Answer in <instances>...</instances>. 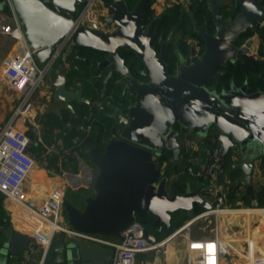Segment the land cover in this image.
Returning a JSON list of instances; mask_svg holds the SVG:
<instances>
[{"label": "water", "instance_id": "obj_1", "mask_svg": "<svg viewBox=\"0 0 264 264\" xmlns=\"http://www.w3.org/2000/svg\"><path fill=\"white\" fill-rule=\"evenodd\" d=\"M7 2L39 66L52 58L57 44L71 33L68 63L60 62L47 72L53 97L65 108L75 112L74 102L93 107L91 98L84 96L81 88H68L69 73L86 59L82 49L104 54L103 60L97 62V68L108 69L104 84L117 73L123 79L120 98L126 99V94L134 96V102L125 109L121 104L109 105L107 117L112 122L113 134L104 141L96 133L87 150L94 172L84 174L83 181L78 179L75 183L81 184L76 192L81 188L88 190L82 197L83 206L75 205L67 196L62 200L65 220L73 230L122 238L121 233L136 224L142 236L155 241L156 236L144 225L148 214L155 216L154 224L169 233L173 212L183 210L192 218L197 206L216 207L217 202L205 200L201 189L193 190L189 183L184 192L176 186L169 190L170 176L164 174L158 158L169 150L172 159L180 163L183 130L189 147H200L198 163L210 153L212 142L221 146L219 165L224 164L229 153L238 157L232 168L242 172L243 195L258 206L253 175L255 161L264 157V89L250 91L248 77L241 86L234 80L229 88L218 90L217 85L224 66L243 61L245 55L252 56L256 36L244 43L242 39L264 23V0H234L239 8L234 17L222 13L224 0H206L214 34L207 30L206 23L197 22L188 7L195 32L205 40V50L200 55L192 53L189 63L181 58L175 74L168 71L170 54L165 43L159 53L152 45L162 14L155 15L147 25L142 24L150 0H138L132 7L128 0L103 2L108 15L102 14L100 19L106 24L105 30L96 24H77L76 17L85 0ZM122 51L139 61L143 66L139 73L146 75L147 81L134 75ZM33 139H37L36 133ZM30 239L27 233L15 230L4 249L11 255H20L30 246ZM112 255L110 247L62 231L52 239L43 262L110 264Z\"/></svg>", "mask_w": 264, "mask_h": 264}, {"label": "built area", "instance_id": "obj_2", "mask_svg": "<svg viewBox=\"0 0 264 264\" xmlns=\"http://www.w3.org/2000/svg\"><path fill=\"white\" fill-rule=\"evenodd\" d=\"M98 3L99 0H85L76 17L78 25L92 27L96 24L98 28L105 30V23L100 19L102 13ZM0 35L8 36L17 45L16 53L7 62L0 79L21 98L9 120L0 128V194L15 203L13 216L31 230V240L42 250V264L52 239L62 231L71 237H80L88 242L112 248L110 264H264V251H256L247 239L253 236L250 235L251 232L245 233L240 240L241 244L238 238H232L236 234L234 227L238 226L239 222H231L227 214L264 207H252L247 205L241 196L237 198L241 193L240 189H237L235 198H230L229 191L234 185L221 181L226 169L219 165L221 146L217 142L212 145L210 153L199 166H196V158L190 155L188 165L179 173L190 174L207 185L214 202L218 205L196 213L161 239L155 235L157 238L155 241L142 236L136 224L126 228L121 233L122 238L73 230L65 220L62 206L66 188L79 185L75 184L77 182L73 171L64 172L65 183L54 185L45 200L38 202L35 198L29 197L25 182L32 170L40 162L47 160L48 155L56 153L62 158L67 151L58 147L54 141L48 145L43 144L42 152L37 154L30 147L32 142L30 135L16 126V120L30 119L36 107L37 93L48 81L46 78L48 70L55 66L58 60L65 59L72 41L70 35L65 36L63 41L57 44L52 58L44 66H39L26 44L13 11L11 18L0 11ZM97 106L102 107L100 101L97 102ZM79 129L85 131L87 135L91 125L79 126ZM84 139L85 136H76L73 140L79 145ZM259 167H262L264 172V159L259 160ZM211 218L214 219V226L209 229L197 231L194 228L199 221H211ZM224 226H227L226 230ZM158 229L161 231L163 227L160 226ZM177 235L183 236V239L179 241ZM171 241L174 247L172 251L167 247ZM10 264H29V258L14 256Z\"/></svg>", "mask_w": 264, "mask_h": 264}, {"label": "crops", "instance_id": "obj_3", "mask_svg": "<svg viewBox=\"0 0 264 264\" xmlns=\"http://www.w3.org/2000/svg\"><path fill=\"white\" fill-rule=\"evenodd\" d=\"M105 1L107 0H99L98 7L100 8L101 13L103 15H108L107 10L104 8V5H103V2ZM156 1L157 3H154L153 7L155 8L157 13H161L162 7L167 6L169 3H172L174 0H155V2ZM180 1L182 2L184 6H187L188 4H190L189 3L190 0H180ZM230 1L231 0H224L223 7H225L226 9H229ZM4 5L5 3L0 5V11H3L11 18L12 9L10 5L8 4L9 10L6 12L4 11L5 9ZM256 45L259 46L260 43L256 42ZM16 50H17V45L13 39L9 38L8 36L0 35V76L2 75L3 69L5 68L7 62H9L13 58L14 54L16 53ZM263 51H264V48H263ZM69 58H70V52L65 57V59L61 61L58 60L55 65H57L60 62L68 63ZM100 68L102 69L99 71L98 76L104 74L108 70L106 67H100ZM98 76L96 78H98ZM46 78L48 79V77ZM96 78L94 77V75H91V78L88 79L89 80L88 82L92 81L91 83L93 84ZM119 81L120 80L118 77L114 83L121 85L120 89L122 92V81L121 82ZM69 82L71 83L70 85L71 87H68V88L74 89V90L81 88L84 96L91 98L92 105L98 108L102 116L105 117L106 121H110L107 117V114L110 111L109 105L120 104V101H119L120 97H118L115 100V97L111 93L110 94L111 96L109 98V100L111 101L108 102L109 100L107 99V101L105 102L104 100L106 96L102 95L103 87H101L100 91L98 90V93H97L98 96L94 100H92L96 94L95 91L94 93L92 92L93 96H87L84 93V89H83L84 87H82V83L78 79L75 78L74 81H71L70 79ZM20 99H21L20 95L17 94L14 90H12L9 86H7L3 80L0 79V128L9 120L12 113L14 112V109L19 104ZM36 99H37L36 107L34 111L32 112L30 119L28 120L26 118H19L16 120V126L18 128H22L30 135L31 140H32L30 147L37 154H40L42 152L43 144L48 145L54 141L56 142L58 147L67 151V153L62 158H59L58 154L56 153H52L48 155L47 160L40 162L32 170L27 181L25 182L28 196L35 198L38 202H41L42 200H45L49 196V193L54 185H59V184L63 185L65 183V177H64L65 171H73L74 178H76V181H78L79 179L78 177L83 176V174H86V175L92 174L94 172V168L87 154V150L89 149L91 144L84 149L85 151L80 152L77 149H74L75 145L77 144H75L73 139L76 136L72 139V143L70 144L66 143L62 138L66 129L70 125H72L76 121V119H78L79 117V114L76 111L75 103H74L75 112H71V110H69L68 108H65L62 102L56 100L53 97V86L50 84L49 80L45 82V85L38 91ZM128 99L130 98L128 97ZM98 101L101 102L102 107L97 106ZM90 125L92 129V125L94 124L91 123ZM35 133L37 135L36 140L33 139V136L35 135ZM105 138L108 139V137H105ZM106 139H103V140H106ZM187 147L189 149H187ZM190 151H194L193 154H191ZM199 152H200L199 146L190 148L188 138L184 140V149L180 156V163L174 161L173 165H174L175 172L169 175L170 176L169 188L173 187L175 184L178 183L179 178H180L179 172L180 170H183L186 167V165H188V158L190 157V155H193L196 158L197 160L196 166H199V164H201L204 161L203 160L201 163H198L199 156H200ZM51 155L53 156L55 155L57 159L54 162V164L49 165L50 164L49 159ZM261 159H264V157ZM237 160H238V157L234 156L233 163L236 162ZM259 160L255 161V169H254V175H253L255 188L256 186L258 187V185L264 182V172L262 171V167H259ZM80 162L83 163L84 165H81ZM166 164L167 163L164 162L161 165V168L163 171L165 169ZM45 165H47V167ZM184 175H188V179L184 182L185 188H186L187 183L190 184L193 190L200 188L201 196L205 200L211 203H214V200L209 192L210 189L207 185L200 182L197 178L193 177L190 174L185 173ZM221 179L223 183H231L230 175L229 173H227V169H226L225 176L223 175ZM77 186H80V185H72L68 187H72L75 190ZM239 189L241 193L237 196V198L241 196V199H243L242 196H246V195H243L245 191V185L242 184ZM0 206L5 211V216H2L3 218L0 217V264H10L14 256L15 258L16 257L29 258V264H42V254H41L42 250L40 246L38 244H35L31 239H30V246L20 255H11L8 251H5L4 247L5 246L7 247V244L9 243L10 238L15 230H21L27 233L30 236V238H31V230L23 226L20 222H18L14 218L13 214L16 209L15 203L1 194H0ZM249 206L254 207L253 204ZM197 208L198 206L196 207V209ZM201 211L196 212V213L198 214ZM232 214L236 218L235 221H238L239 215L241 214L244 215L248 219L253 218L254 216H257L259 218L260 225L254 226L250 231L251 232L250 235L253 234L252 236L253 238L250 236L247 239L250 241V243L253 244L256 251L263 252L264 251V237L262 236H264V209H261V208H255L252 210L244 209V210H239V211H233ZM189 219L190 217H188L181 225H183ZM181 225H179L177 228H179ZM226 227H225V230H226ZM225 230L223 232H225ZM176 237L179 239V241L183 239V236L181 235H177ZM241 239L242 238L237 239L238 242H240ZM172 243L173 241L167 244L168 249L170 247L173 250L174 247Z\"/></svg>", "mask_w": 264, "mask_h": 264}, {"label": "trees", "instance_id": "obj_4", "mask_svg": "<svg viewBox=\"0 0 264 264\" xmlns=\"http://www.w3.org/2000/svg\"><path fill=\"white\" fill-rule=\"evenodd\" d=\"M128 1L130 3V7H132L138 0H128ZM200 1H202V3H204V4L206 2V0H191L190 5H192L191 7L196 10V13L199 17H204L205 19H207L209 17L210 12H208L207 9H205V7L203 6V4ZM153 2H154V0H150L149 6L146 8V13L144 14V21L142 22V24L144 26L147 25L152 20V17L154 15L155 11L152 8ZM4 3H5L4 11L6 12L9 10V5L6 3V0H0V5H2ZM206 5H207V3H206ZM182 13H185V12L181 10L180 6H177V5L171 6L168 9L167 14L164 16L161 24L163 25V24H170L172 22H178L180 20V16ZM185 15H186V13H185ZM210 17H211V15H210ZM210 17H209V19H210ZM256 31L259 35L261 50L263 51V48H264V25L259 26ZM81 54H83L86 59H85V61L78 62V69L71 71L70 79H71V81H74L75 78L78 79L82 83V87H84L83 88L84 93L87 96H93V93L95 91L96 94H95L94 98L92 99V100H94L98 96L97 95L98 90L100 91V88L104 87V85L99 80H95L92 84L91 83L92 81L88 82V79L91 78V75L98 74L99 71L102 69V68H97V62L104 58V54L100 51L90 50V49H82ZM133 66L136 67L137 65L135 63H133ZM261 68H262L261 70L264 72V65ZM226 69L229 70L230 67L226 68ZM244 73H247L250 77V81L253 82L252 88L250 91L255 90L254 88H255L256 83L253 80L256 78V70H255V68L252 69V67L250 68V70H246L245 68L240 69V71H231L230 70L228 72L227 76L224 77V81L227 82L228 78L230 76H233L235 78L236 84L238 85L241 83V80L244 78V76H243ZM114 76H116V77H114L111 81V84H110L111 89L107 90L106 95L108 93L109 94L112 93V95L115 97V100H116L119 97L121 85L114 83L115 80L117 79V77L120 75L115 73ZM90 85H92V86H90ZM82 105L86 106V107L88 106L86 104H82ZM76 111L79 114L78 119H76V121L66 129L62 138L66 143L70 144V143H72V139L75 136H81V137L85 136L84 142L82 144L75 145V147H74V149H77L78 151L83 152V151H85L84 149L92 143L96 133H100L102 138H103V135L105 134V121H106V119H105V117L102 116L101 113H98V112L96 113L94 107L89 112H87V111H84L82 109H78L77 105H76ZM84 116H86V117H84ZM91 123L94 125H92L91 132H89L87 135H86L85 131H82L79 129V126H88ZM56 159H57V157L55 155L54 156L51 155L50 159H49V161H50L49 165L54 164ZM158 162H159L160 166L164 162L167 163L165 166V169H164V174L166 176H169L171 173L175 172L174 165H173L174 160L172 159L171 151H169V150L164 151L162 156L160 158H158ZM232 165H233V157H232V153H229L224 160L223 166H225L226 169H229V175H230V181H231L230 184H231V186L234 185L231 188V190L229 191L230 198H235L236 197L235 194H236L237 189H239L243 183L240 179L241 175H242L241 170H239L237 168H232ZM45 166L47 167V165H45ZM179 177L180 178H179L178 183L175 184L174 186H176L177 190L184 192V190H185L184 182L188 179V175L180 174ZM83 190L81 188L79 191L76 192L77 197H76V200H74V202L70 199L75 205L80 206V204L82 203V197L87 193V191L85 192ZM255 193H256V197H257V201H258V206L264 207V182L261 183L260 185H258V187L256 186ZM242 197H243L244 201L246 202V204H248V205L252 204L250 197H248V196H242ZM0 215H1L0 216L1 218H3L2 216H5V211L3 210V208L1 206H0ZM6 226H7V224H6ZM161 231H164V229H162Z\"/></svg>", "mask_w": 264, "mask_h": 264}, {"label": "flooded vegetation", "instance_id": "obj_5", "mask_svg": "<svg viewBox=\"0 0 264 264\" xmlns=\"http://www.w3.org/2000/svg\"><path fill=\"white\" fill-rule=\"evenodd\" d=\"M190 2H191V0H190ZM200 2L202 3V1H200ZM154 3H157V1L155 2V0H154V2L152 3V8L155 11L153 17L155 15H160V14H162V17L159 19V21L156 25L155 39L152 42V45L156 48L157 53H159L163 49V46L166 45L165 47L170 54L168 64H167L168 65V71L170 74H175L176 72H178V68L180 66L179 61L181 60V58L186 60V63H189V58H190V55L192 53L200 55L205 50V40L201 35H199L198 33L195 32L194 25L192 23V18H191V15L189 14L187 8L188 7L190 8L191 12L193 13L195 19L197 20V22L199 24H205L206 23L207 30L210 33L214 34V27L212 25V16L210 17V15H211L210 7L208 5H206L207 2H205V4L202 3L203 6L205 7V9H207V11L210 12L209 13L210 19H209V17L207 19H205L204 17H199L197 15L196 10L191 7L192 5L188 4L189 6L188 5L184 6L180 0H174L172 3H169L167 6L162 7L161 13L156 12L155 8L153 7ZM174 5L180 6L181 10L184 11L186 13V15H185V13H182L180 16V20L178 22H172L170 24H163L162 25L161 22H162L164 16L167 14L168 9ZM238 11H239V8H237L235 6L234 0L230 1L229 9L222 7V13L224 14L225 17H234L238 13ZM263 25H264V23H259L255 30L248 31L246 33V35L242 39V43H244L246 41V39L252 37L253 35L256 36V39L253 41L252 46H251L252 56L251 55H245L243 61L237 60L235 63H228V65L224 66L222 68L223 73L220 76V80H219V83L217 85L218 90H221L223 87L229 88L231 80H234V82H235V78L233 76H230L228 78L227 82L224 81V77L227 76V74L230 70L231 71H240V69H242V68L243 69L245 68L246 70H250L251 67H252V69L255 68V70H256V78L253 81H255V83L257 85L255 84L254 89L255 90L264 89V72L261 70L262 69L261 67H263V65H264L263 51L261 50L260 45L259 46L256 45V42L260 43L258 40L259 35H258L256 30L259 26H263ZM164 43H165V45H163ZM122 54L124 56L128 57V58L126 57L127 58L126 62L128 64L132 65V72L134 73V75H136L141 80L147 81L148 77L146 75H141L139 73V71L143 68V66L139 63V61L137 60L138 61L137 66H136L137 68H135L133 66V63H132L130 57H129L130 55H128L127 52H124V51H122ZM101 60H103V59H101ZM229 67H230L229 70L226 69ZM70 73L68 75V87H69V85H71V83L69 82L70 81ZM107 73H108V70L102 75L98 76V74H96L98 76V78H96V80H99L103 83L104 87L102 88V91H103L102 95L108 97L107 99L109 100L111 95L109 93L106 95V92L108 89H111V86H110L111 81L116 76H114L115 74H113V76L109 79L107 84H104V79H105ZM243 76H244V78L241 80V83L238 84V86H241L244 83L245 78L248 77L249 90H251L253 82L250 81V77L247 73H244ZM118 77L120 80L119 82H121L123 80L122 77L121 76H118ZM235 84H236V82H235ZM121 94H122V92L120 89L119 97L121 96ZM126 97H127L126 99L119 98L120 104L122 105L123 109L126 108L128 103L134 102V96L129 97L130 99H128V95L126 94ZM110 101L111 100H109L108 102H110ZM92 106L94 107V105H92ZM111 126H112V123L108 124V122L106 121V123H105V134L103 135V137L106 136L109 138L113 134L111 132ZM108 129H109V133H106L108 131ZM186 134L187 133L183 130L182 137L185 140L188 137ZM103 139H106V138H103ZM106 140H104V141H106ZM214 144H216V142H212V145H214ZM212 145H211V147H212Z\"/></svg>", "mask_w": 264, "mask_h": 264}, {"label": "rangeland", "instance_id": "obj_6", "mask_svg": "<svg viewBox=\"0 0 264 264\" xmlns=\"http://www.w3.org/2000/svg\"><path fill=\"white\" fill-rule=\"evenodd\" d=\"M6 2H7V0H6ZM8 3V2H7ZM112 28V27H111ZM104 29H106V24H105V27H104ZM112 30V29H111ZM63 41V40H62ZM61 41V42H62ZM5 47V46H4ZM5 49V48H4ZM7 49V48H6ZM130 55V59H131V61L133 62V63H135L136 65H137V59H135V57L133 56V54H129ZM135 68H137V67H135ZM94 77L96 78V74H94ZM89 81V80H88ZM90 86H92V85H90ZM69 87H71L70 85H69ZM105 102L107 101V97L105 98V100H104ZM75 103V105H77V108L78 109H82V110H84V111H87V112H89L90 111V107H86V106H83L82 104L83 103H80V102H74ZM94 109H95V111H96V113L98 112V113H100V111L98 110V108L97 107H94ZM108 122V124L109 123H111V120L110 121H107ZM106 133H109V129H108V131L106 132ZM106 137V136H105ZM104 137V138H105ZM227 173H229V169H227ZM224 176H225V173H224ZM222 180V179H221ZM169 184H170V178H169V182H168ZM84 189V190H83ZM171 188H169V190H170ZM82 190L83 191H88L87 189H85V188H82ZM65 194H66V196L68 197V199H71L73 202H74V200H76V197H77V194H76V191L72 188V187H68L67 188V190H66V192H65ZM80 206H83V203H81L80 204ZM201 210H203L201 207H198L197 209H196V212H199V211H201ZM63 213H64V216H65V211H64V209H63ZM173 214V216H172V222H171V226H170V230H169V232H172V231H174L175 229H177V227L179 226V225H181L189 216H187L186 215V212L185 211H183V210H178V211H175V212H173L172 213ZM227 218L228 219H230V221L231 222H236L235 221V216H233V214L232 213H230V214H227ZM154 221H155V216H153V215H150V214H148V218H147V220L144 222V225L154 234V235H156L157 237H158V239H161V238H163V237H165L168 233L164 230V231H159V224H154ZM224 221H225V219H224ZM211 222V223H210ZM213 222H214V219L213 218H211V221H209V220H205V221H199V223H197L196 225H195V229L197 230V231H200V230H202V229H209L210 227H212V226H214V224H213ZM237 222H239V225L238 226H236V227H234V230H236V234H234V236H232V238H238V239H240V238H242L244 235H245V233H248V232H250V230L254 227V226H258V225H260V220H259V218L257 217V216H254L253 218H250V219H248V218H246L244 215H239V218H238V221ZM244 239H245V237H244ZM241 242V241H240ZM169 245H171V244H169ZM168 250H170V251H172V248H170L169 247V249Z\"/></svg>", "mask_w": 264, "mask_h": 264}, {"label": "bare ground", "instance_id": "obj_7", "mask_svg": "<svg viewBox=\"0 0 264 264\" xmlns=\"http://www.w3.org/2000/svg\"><path fill=\"white\" fill-rule=\"evenodd\" d=\"M69 35H71V33H69L68 36H69ZM78 178H79L81 181H83V180H82L83 176H80V177H78ZM224 233H225V232H224Z\"/></svg>", "mask_w": 264, "mask_h": 264}]
</instances>
